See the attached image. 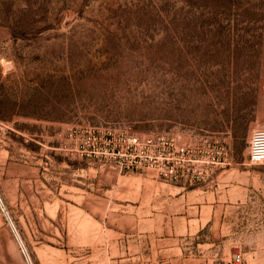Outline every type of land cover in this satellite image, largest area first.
<instances>
[{
    "label": "rangeland",
    "instance_id": "rangeland-1",
    "mask_svg": "<svg viewBox=\"0 0 264 264\" xmlns=\"http://www.w3.org/2000/svg\"><path fill=\"white\" fill-rule=\"evenodd\" d=\"M257 127L264 0H0V264H264Z\"/></svg>",
    "mask_w": 264,
    "mask_h": 264
},
{
    "label": "crops",
    "instance_id": "crops-1",
    "mask_svg": "<svg viewBox=\"0 0 264 264\" xmlns=\"http://www.w3.org/2000/svg\"><path fill=\"white\" fill-rule=\"evenodd\" d=\"M249 154V151H248ZM223 163L217 164L215 161H213V170H214V181H213V187L217 189L218 191H226L231 186H235V180L229 179V174L237 172H254L256 174V177L260 176V174H263V170L260 169H250L248 168V156L246 153L245 160H235L234 158H230V156L234 155V150L232 148L224 149L223 153ZM251 164V163H250ZM251 165H260V164H251ZM262 168H264L262 166ZM227 202H234L233 199L228 200V197L225 195Z\"/></svg>",
    "mask_w": 264,
    "mask_h": 264
},
{
    "label": "built area",
    "instance_id": "built-area-1",
    "mask_svg": "<svg viewBox=\"0 0 264 264\" xmlns=\"http://www.w3.org/2000/svg\"><path fill=\"white\" fill-rule=\"evenodd\" d=\"M181 151H183V148H181ZM249 161L251 164H264V127H257L253 130L250 141ZM21 246L24 247L22 244Z\"/></svg>",
    "mask_w": 264,
    "mask_h": 264
}]
</instances>
